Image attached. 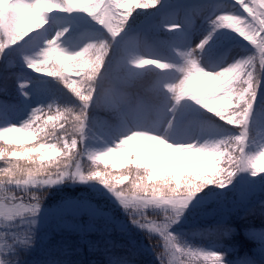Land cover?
I'll list each match as a JSON object with an SVG mask.
<instances>
[{
	"label": "snow or ice",
	"instance_id": "1",
	"mask_svg": "<svg viewBox=\"0 0 264 264\" xmlns=\"http://www.w3.org/2000/svg\"><path fill=\"white\" fill-rule=\"evenodd\" d=\"M149 5L157 9L161 0H0V54L5 60L0 109L7 113L14 107L7 82L16 74L9 71V53L31 40L38 51L18 59L31 72L54 79L72 100L71 106L53 102L32 109L18 124L0 127V264H18L22 253L33 250L39 227L49 220L45 198L65 184L85 186V191L61 202L58 228L81 238L96 233L100 240L88 242L89 251L102 253L100 264H137L142 246L125 239L129 224L147 240L156 264H227L223 253L183 244L172 230L187 212L212 202L217 190L236 187L238 176L259 178L264 192V138L257 140L250 126L264 83V0H223L214 16L204 14L214 7L210 2L188 5L186 22H207L209 27L187 51H176L172 63L142 55L150 51L147 37L118 39L130 18ZM54 13L82 14L102 31L79 45L71 34L62 40L69 32L64 28L41 46L40 33ZM181 28L171 24L166 31ZM233 34L256 54L233 55L210 66L202 54L214 36ZM145 66L147 72L137 71ZM146 75L151 79L145 84ZM25 88L17 84L27 99ZM192 109L214 116L222 138L207 139V129L196 122ZM93 139L104 146L86 149L85 141ZM85 158L91 163L82 165ZM109 160L118 161L112 169L123 170H110ZM255 196L252 185L240 193L244 202ZM259 212L264 215V201ZM232 232L221 219L196 235H211L218 245ZM113 233H119V241L111 238ZM247 234L264 248V229Z\"/></svg>",
	"mask_w": 264,
	"mask_h": 264
},
{
	"label": "rangeland",
	"instance_id": "2",
	"mask_svg": "<svg viewBox=\"0 0 264 264\" xmlns=\"http://www.w3.org/2000/svg\"><path fill=\"white\" fill-rule=\"evenodd\" d=\"M192 2L200 4V5H202L204 3H209V2L212 4L213 3L220 4V0H161V5L155 11L148 10V9H150V7H152L151 5H149L148 9H139L140 12L135 13L133 15V17L130 18V20L128 21V24L126 26L125 32L122 33L121 36L127 32L132 33V32H135L137 30H140V29H142V27H144V29L146 30L148 35L152 36L153 41L159 43L161 47L165 48L170 53L175 55L176 51L185 52L189 49V48H186L188 45V42H191L190 44H195L197 42L198 38L203 33H205L209 27L208 24L204 22L203 24L198 23L195 28H192L190 26V24L186 22L187 20L185 19L184 7L190 5V3H192ZM174 7H175V9H174L173 13H165L167 15L172 16L171 22L167 23L168 20L166 19L165 14L161 17L159 15V12L162 10H166L168 8H174ZM220 7H222V5ZM209 9H211V8L204 9V14H206ZM120 11L123 12L124 9H120ZM133 11H136V9H133ZM78 18H80L81 21H83L82 26L93 27V28L99 27L93 21H91L88 17H86L82 14L73 13L71 15H68V14L58 13V15H55V13H54L48 18V20L46 22V25H45L46 31L43 34V39L46 40V39L51 38L55 34L56 31H62L64 28L69 29V32L66 33L64 37H66V35H68L69 33H74L77 30L74 26V22L77 21ZM171 24H181L182 25L181 30L173 31V32L175 34H181L182 33L186 38H188L189 41L186 44L179 46V45L175 44V42L170 43L169 41H167V39L165 37V33L167 32L166 26L171 25ZM228 31L229 30H227V29H218V32H221V33L228 32ZM138 34H140V32H138ZM97 35L98 34H96L92 37L84 36L83 39L78 40L79 45H82L83 43H85L89 40L95 39ZM134 36H138V35H134ZM142 36H144V35H142ZM64 37L62 38V40H64ZM131 37H133V36H131ZM64 41H68V40H64ZM231 41H237V42L243 43V46H241L239 44V46H241L243 48H246V45H248L241 38L235 36L234 34L231 37L224 36V35L214 36V39L211 42V46L208 47L207 50L202 54L203 58L207 59L209 61L210 66H216V65L225 63L226 59H230L233 55H237L241 59L251 56V51H250V53L244 54L243 52L240 51L239 47H236V51L232 52L228 56L221 57L220 62H218V64H214V62H213L214 56L217 54V52L225 44H227ZM65 46H68L69 51L75 50L74 48H72L69 45H65ZM149 48H150V51L146 52V53H142V55L146 58H154L155 56H151L152 48L151 47H149ZM36 51H38V50H36ZM155 59H156V57H155ZM175 59H176V55H175ZM161 61L172 63L174 60L162 59ZM12 67L13 66L9 65V69ZM148 68H149V66H145L144 69L137 70V71L144 73V72H147ZM24 69H25V71H28L32 76H35L37 78H40V79L49 78V77L43 76L41 74L31 72L26 67ZM205 70H207V67L205 68ZM151 71L153 74L160 75L162 78L165 76V74H163V73H157V71H159V70L152 69ZM150 79H151V76L146 75L145 81H144L145 84L148 81H150ZM0 80H2V82H4L3 76L2 77L0 76ZM22 83H24L26 85V88L24 89V91L27 94V99H25L23 96L22 97H23V99L29 101V103L27 105L28 107H27V109L21 111L20 113H9L8 112V113L4 114L3 115V121L1 119L0 127H2V125H4L6 122L14 124L13 120H14V118L17 119V117H21V120H24L28 117L29 112L32 109H35L38 107L43 108V107H46L47 105H49L50 103L54 102V100L50 96H49V100H47L46 96H43L38 91V89L41 85V82L37 85H31L25 81H22ZM48 87H49L51 92H54L56 90V93L58 91H61V95L63 94V96L60 97L59 100L54 102L55 104L60 105V106H63V105L71 106V104H72L71 98L67 95L66 92H64V90L61 88V86L56 81L51 80V82H49V84H48ZM260 99H261V96L259 95L257 97L256 101H254L255 106L259 104ZM192 111H193V113H198L200 110L192 109ZM100 115L102 117L106 116L105 113L100 114ZM201 120H204V121L196 120V122L207 129V139L213 140V139L222 138L224 133L222 131H220V133H219L218 132L219 129L214 123L210 122L208 119H206L204 117ZM250 126L255 129L256 133H258L257 140H261L262 138H264V106H259V108L254 110L253 114L250 117ZM97 135L99 136V133ZM103 146L104 145L101 143L100 139H93V140H86L85 141V148L89 149V150H97V149L102 148ZM85 159L87 160V158H85ZM108 163H118V161L109 160ZM236 181H239L238 177H237ZM228 189L229 188L224 189V190L227 191ZM260 189H261V185L255 187L256 193H260L261 192ZM217 199H218V195H215L212 202H210L203 209L197 208L196 210L191 211V212H187V213H194V214L205 213L210 209L209 208L210 205L214 201H216ZM185 217L190 218L192 216L190 214H188ZM60 222H61V219L55 218L50 222V225H46V224L43 225V226H45V225L46 226L41 230V232L39 234L41 244H43V245L53 244V243H57L59 241H66V240H75L80 245H83L85 243L90 242V239L87 236H85L84 238H81L76 233H72V232H68V231H61L58 228V224ZM43 226H41L40 228H42ZM176 230L177 231H173L172 234L178 238V235L180 234V232L183 233L184 231H182L181 229H176ZM193 235H194V233L191 234V236H193ZM258 249H264V248H258ZM212 250H213L212 252L223 253V249L222 250L212 249ZM82 259H83L82 262L85 264V256H83ZM36 260H37L36 262L38 264H50V262H53V261H60L61 264L66 263L65 260H62V261L61 260H53L50 257H45L43 254L38 255ZM34 262H35L34 259L28 260V259H26V257H22L18 261V264H35ZM227 264H230V262L228 260H227ZM241 264H262V263L250 260L247 262L242 261Z\"/></svg>",
	"mask_w": 264,
	"mask_h": 264
},
{
	"label": "clouds",
	"instance_id": "3",
	"mask_svg": "<svg viewBox=\"0 0 264 264\" xmlns=\"http://www.w3.org/2000/svg\"><path fill=\"white\" fill-rule=\"evenodd\" d=\"M224 19L227 21V20H230L231 18L230 17H225Z\"/></svg>",
	"mask_w": 264,
	"mask_h": 264
}]
</instances>
